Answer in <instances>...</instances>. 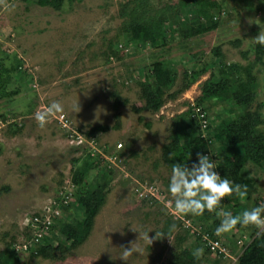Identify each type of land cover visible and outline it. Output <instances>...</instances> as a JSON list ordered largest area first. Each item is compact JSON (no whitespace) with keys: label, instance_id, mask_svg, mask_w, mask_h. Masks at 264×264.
<instances>
[{"label":"rangeland","instance_id":"374dc122","mask_svg":"<svg viewBox=\"0 0 264 264\" xmlns=\"http://www.w3.org/2000/svg\"><path fill=\"white\" fill-rule=\"evenodd\" d=\"M123 1L75 0L69 4L66 0L60 11H54L33 5L30 0H0V57L6 64L14 58L21 60L29 79L27 83L16 79L12 88H20L19 94L10 101H0V114L14 115L15 123L22 126L20 133L10 135L8 125L0 121L3 124L0 130V251L12 237L19 242L28 218L40 213L56 195L58 175L62 174L66 183L71 160L81 155L82 149L66 144L52 115L65 114L71 129L76 131L83 132L94 125H111L114 122L111 93L115 92L120 100H127L119 108L121 128L97 133L96 142L98 146L107 144L111 148L121 143L124 152L138 153L127 158L124 165L115 167L116 179L85 243L63 261L34 259L29 253L22 255L24 264H162L169 257L168 247L162 248L153 239L160 217L152 211L158 206L141 207L134 188L151 179L156 188L164 189L162 178H168L169 174L161 162L153 169V162L159 160L170 119L186 110L184 102L193 103L199 95V84L208 74L177 99L168 101L159 113H140L142 121L138 122L139 116L131 111V106L141 104L136 84L139 79L130 82L128 78L131 70L152 59L151 54L141 52L121 61L113 57L105 61L100 57L103 44L120 24L117 9ZM170 1L175 0H152V3ZM217 1L225 3L228 15L194 49L202 53L200 60L194 63L188 57L180 59L181 51L173 48L171 58L180 62L179 74L184 68L207 61L215 45L221 46L227 62L245 64L240 51L251 52L255 44L252 39L264 31V0ZM235 39L240 41L238 46L230 44ZM252 57L250 53L248 58ZM258 77L261 91L258 101L264 103V73ZM53 102L61 104L62 111L45 115L41 127L36 117L47 113ZM77 102L79 109L74 107ZM147 123L149 127L145 126ZM257 186L264 199V172ZM146 212L151 214L145 217ZM150 229H154L148 233L151 244L145 235ZM221 237L224 238L222 233ZM243 240V244L248 243L247 239ZM123 249L134 250L126 261L121 258ZM240 252L238 247L222 264H235ZM158 253H162L160 259Z\"/></svg>","mask_w":264,"mask_h":264},{"label":"trees","instance_id":"16d2710c","mask_svg":"<svg viewBox=\"0 0 264 264\" xmlns=\"http://www.w3.org/2000/svg\"><path fill=\"white\" fill-rule=\"evenodd\" d=\"M65 1L30 0V3L60 11ZM73 1L68 0L69 4ZM227 12L225 3L217 0H175L158 5H154L152 0H124L117 9L120 24L100 50V57L105 61L111 57L121 61L124 57L146 51L151 54L152 59L131 70L128 78L130 82L139 79L136 84L141 104L131 106V111L139 116L138 122L142 121L140 113H159L168 101L177 99L208 74L199 84V95L193 101L194 107L200 109L209 122L207 130L204 132L199 119L192 115L191 104L184 102L186 110L170 119L159 160L153 162L152 168L156 169L161 162L170 177L173 163L183 162L191 167L196 154L200 153L210 156L216 165L214 171L221 178L247 187L245 198L236 195L225 197L216 211L206 210L199 217L181 214L200 232L199 235L196 231L191 234L192 228L183 227L182 221L170 215L165 207V203L174 207V198L168 192L169 177L162 178L164 189H159V194L163 196L161 203L152 196L137 197L141 207L158 206L152 211L160 217L156 231L169 232L170 225H175L169 238L162 236L156 239L162 248L168 247L169 257L162 264H222L227 258L211 255L203 245L201 234L220 240L230 255L238 247L241 248L235 264H264V231L237 225L230 232L222 233L224 238L215 231L222 219L218 212L240 215L244 210L264 202L257 186L264 172V103L258 101V94H261L258 76L264 73V46L255 43L251 52L241 50V58L246 62L242 64L227 62L221 46L215 45L210 49L207 61L184 68L180 74L177 69L180 62L171 58V52L176 47L181 51L180 59L188 57L189 62H198L202 53L194 49L199 47L201 39L220 27ZM230 44L238 46L240 41L235 39ZM250 53L253 56L251 59L248 58ZM16 79L29 81L23 62L14 58L6 64L5 59L0 57V101H10L19 94L20 88H12ZM111 97L114 122L111 125H94L78 132L96 141L97 133L120 130L119 108L127 104V100H120L115 92L111 93ZM0 121L8 125L10 135L20 133L22 129L21 124L15 123L14 115L1 113ZM145 126L149 127V124ZM98 148L104 154L114 151V147L107 144ZM114 154L121 159L120 165H124L127 158L138 156L133 150L124 152L122 149ZM71 164L69 184L73 192L68 195L67 204H61L58 209L59 217L51 213L49 235L34 242L33 232L27 226L20 234L27 241L34 259L63 261L85 243L116 179L117 167L104 162L102 155L90 156L85 149L81 150L79 157L71 160ZM58 176L55 199L59 201L57 193L62 191L64 181L62 174ZM144 185L155 187L151 179ZM140 186L142 184L135 187L136 196L141 191ZM149 214L146 212L144 216ZM243 239H247L248 243L243 244ZM16 246L13 237L5 243L0 251V264H24ZM197 247L204 249L200 259L191 255ZM161 255L158 253L157 258L160 259Z\"/></svg>","mask_w":264,"mask_h":264},{"label":"clouds","instance_id":"9594fccd","mask_svg":"<svg viewBox=\"0 0 264 264\" xmlns=\"http://www.w3.org/2000/svg\"><path fill=\"white\" fill-rule=\"evenodd\" d=\"M255 43L264 46V31H260L258 35L252 39ZM79 109L78 102L74 105ZM62 111L61 104L53 102L47 110V113L38 114L37 120L40 126H43L44 117L47 114ZM171 158V157H170ZM215 163L210 159L209 155L196 154V160L191 167L186 166L183 162L173 163L171 165V175L168 182V192L174 198V208L177 213L182 215L202 216L207 210L208 212L216 211L220 208L222 200L225 197L236 195L240 198L247 196V187L235 184L214 171ZM222 217L220 224L215 229L217 234L230 232L237 225L252 226L260 231H264V202L258 203L256 206L244 210L240 215H232L229 212H218ZM175 228L170 225L169 232H158L154 229L148 230L145 235L151 244L148 233L155 231L153 239H159L162 236L169 238V233ZM159 237V238H158ZM133 249H123L121 256L125 261L127 257L133 253ZM204 249L197 247L193 249L191 255L200 259ZM212 255V254H211Z\"/></svg>","mask_w":264,"mask_h":264},{"label":"built area","instance_id":"2783aa9c","mask_svg":"<svg viewBox=\"0 0 264 264\" xmlns=\"http://www.w3.org/2000/svg\"><path fill=\"white\" fill-rule=\"evenodd\" d=\"M43 111L45 112L46 110L44 109L45 107H42ZM191 110L193 111V116L195 118H198L201 124V129L205 132L207 130L208 126V121L205 119V114L198 108H195L193 103L191 104ZM52 119L55 121L57 126L62 130L63 132V137L65 139V142L69 146H75L80 149H85L87 153L90 156H94L96 154L102 155L104 162L110 164L113 167H119L121 159L114 154L115 152H119L122 148V145L120 143L115 144L114 151L111 152V154H104L101 152L100 148H98L97 142L93 138H87L83 136L80 132L76 130H72L70 127V121L68 117L65 114H56L52 115ZM2 125L0 123V130L2 128ZM141 191L138 193L137 197L140 199L145 197L147 198L148 196L154 197L156 200L160 201L162 199V195L159 194V189L156 187H148L146 185L140 186ZM134 191H137V188L134 189ZM73 192L72 187L69 184V180L66 183H63L62 191H60L58 194L59 196V201L56 200L55 198L57 197L56 195L50 199L49 203L42 208L40 213H36L37 215L33 216V218L28 220L24 224V228L27 226L32 230L34 242H38L42 240L44 237H47L50 233V224H51V213L53 215L59 217V208L61 207V204L66 205L67 200H68V195ZM165 207L168 209V212L170 215H173L175 218H179L182 223L183 227L189 228L191 227V234H193L194 231H196V234H200L199 231L194 229L189 220H185L184 218H181L179 215L177 216V212L175 208L173 209L169 206V203H165ZM53 207V208H52ZM54 210V211H52ZM202 238V242L204 247L210 252L212 255H222L223 258H229L230 254L226 247L220 242V240L216 239H210L208 235H200ZM16 250L21 253L22 255L29 254V245L27 241L21 237L19 242H17V246L15 247Z\"/></svg>","mask_w":264,"mask_h":264}]
</instances>
